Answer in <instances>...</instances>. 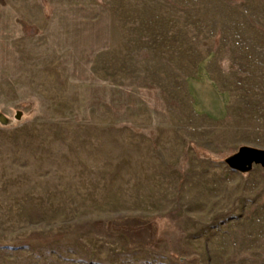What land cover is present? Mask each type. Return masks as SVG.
<instances>
[{"label": "rangeland", "instance_id": "obj_1", "mask_svg": "<svg viewBox=\"0 0 264 264\" xmlns=\"http://www.w3.org/2000/svg\"><path fill=\"white\" fill-rule=\"evenodd\" d=\"M264 0H0V264H264Z\"/></svg>", "mask_w": 264, "mask_h": 264}, {"label": "water", "instance_id": "obj_2", "mask_svg": "<svg viewBox=\"0 0 264 264\" xmlns=\"http://www.w3.org/2000/svg\"><path fill=\"white\" fill-rule=\"evenodd\" d=\"M227 163L234 169L245 171L253 164L264 166V150L253 147H242L238 153L229 157Z\"/></svg>", "mask_w": 264, "mask_h": 264}]
</instances>
